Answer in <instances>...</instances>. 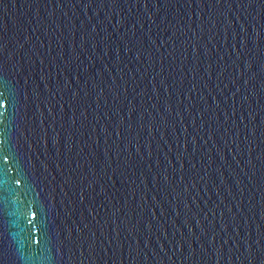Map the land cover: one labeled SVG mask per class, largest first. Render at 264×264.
Wrapping results in <instances>:
<instances>
[{"label": "water", "instance_id": "95a60500", "mask_svg": "<svg viewBox=\"0 0 264 264\" xmlns=\"http://www.w3.org/2000/svg\"><path fill=\"white\" fill-rule=\"evenodd\" d=\"M0 264H264V0H0Z\"/></svg>", "mask_w": 264, "mask_h": 264}]
</instances>
